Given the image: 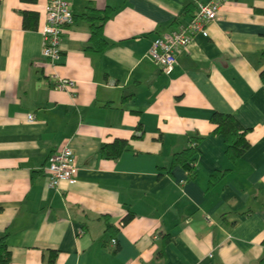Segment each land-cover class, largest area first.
<instances>
[{
	"label": "crops",
	"instance_id": "obj_1",
	"mask_svg": "<svg viewBox=\"0 0 264 264\" xmlns=\"http://www.w3.org/2000/svg\"><path fill=\"white\" fill-rule=\"evenodd\" d=\"M203 1L69 0L73 21L50 63L39 31L47 0H0V235L9 264H256L264 255V0L226 1L169 74L147 57L153 39L186 24ZM107 10V46L86 48ZM23 11L37 15L35 27H23ZM60 77L75 92L57 89ZM214 112L248 129L234 163L212 132ZM118 139L126 149L105 156L101 147ZM197 139L188 180L172 156ZM66 144L77 173L48 187L47 158Z\"/></svg>",
	"mask_w": 264,
	"mask_h": 264
},
{
	"label": "built area",
	"instance_id": "obj_2",
	"mask_svg": "<svg viewBox=\"0 0 264 264\" xmlns=\"http://www.w3.org/2000/svg\"><path fill=\"white\" fill-rule=\"evenodd\" d=\"M228 0H206L200 2L190 20L172 30L168 35L153 39L147 57L162 72L169 74L177 63L176 55L180 49L190 44L194 35L208 34V25L216 20L221 6ZM73 21L69 0H47L44 6L43 24L40 28L41 55L54 63L61 55V41ZM59 90L75 92V82L70 78L60 77L55 83ZM29 121L33 115L28 114ZM195 145V142H191ZM78 170L73 148L66 144L60 150L53 151L47 158L45 168L48 187H57L61 182L70 181ZM122 224V222H121ZM114 242V239H112Z\"/></svg>",
	"mask_w": 264,
	"mask_h": 264
},
{
	"label": "trees",
	"instance_id": "obj_3",
	"mask_svg": "<svg viewBox=\"0 0 264 264\" xmlns=\"http://www.w3.org/2000/svg\"><path fill=\"white\" fill-rule=\"evenodd\" d=\"M108 11L109 10H107V14L99 17V23H91L89 36L90 45H88L86 48L101 52L107 46L108 42L103 35V25L106 19L109 18ZM22 15L24 28H31L33 26L35 27L37 19V15L35 13L23 11ZM260 55L264 58V50L261 51ZM260 76L264 81V71H261ZM210 120L214 124L212 132L222 137L224 143V153L226 157L230 162H236L249 147V142L246 138L248 129L243 127L238 122V120L230 113L214 112ZM192 142H195V145L189 144L187 148L174 153L171 162V166L179 165L186 170L188 180L194 179L196 174L195 163L196 156L198 154V139L195 141L193 140ZM126 147L127 141L118 139L110 144L103 145L101 147V152L105 156L115 157L120 155L126 149ZM220 177H222V173H220L219 171L210 174V185L214 184L217 180L220 179ZM130 217L131 214L126 215L123 218L122 223L124 224L130 219ZM6 238V232L0 235V264H9L11 261L10 252L6 244ZM55 254V252H51V261L54 260ZM256 264H264V255L258 260Z\"/></svg>",
	"mask_w": 264,
	"mask_h": 264
}]
</instances>
